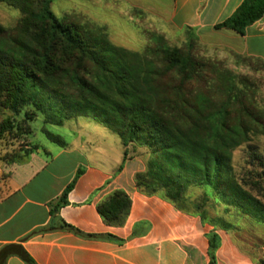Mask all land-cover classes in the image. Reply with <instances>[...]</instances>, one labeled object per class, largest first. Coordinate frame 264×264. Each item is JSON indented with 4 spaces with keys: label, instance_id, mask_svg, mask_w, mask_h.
Segmentation results:
<instances>
[{
    "label": "trees",
    "instance_id": "16d2710c",
    "mask_svg": "<svg viewBox=\"0 0 264 264\" xmlns=\"http://www.w3.org/2000/svg\"><path fill=\"white\" fill-rule=\"evenodd\" d=\"M0 1L21 13L14 27L0 23V139L15 127L22 129L19 115L26 123L23 133L32 139V123L38 118L45 126H63L80 116L94 118L121 138L124 163L130 147L145 149L140 153L145 170L134 177L141 193L158 196L213 227L207 234L210 264H216L221 246L218 229L240 231L238 217L264 224V201L246 187L233 164L238 147L264 134V107L247 81L189 50L198 37L194 28H186L188 49L172 47L163 35L152 34V44L140 52L114 44L88 25L61 22L52 9L56 0ZM263 16L264 0H244L215 28L243 35ZM43 132L65 145L60 135L46 127ZM31 142L12 162L33 150ZM82 173L79 169L52 203V216L69 204ZM131 205L127 191L117 189L97 209L107 225L119 227ZM59 227L90 237H114L84 234L62 219ZM11 247L36 264L22 247ZM6 251L0 257L10 254ZM259 264H264V256Z\"/></svg>",
    "mask_w": 264,
    "mask_h": 264
},
{
    "label": "crops",
    "instance_id": "0c3cea01",
    "mask_svg": "<svg viewBox=\"0 0 264 264\" xmlns=\"http://www.w3.org/2000/svg\"><path fill=\"white\" fill-rule=\"evenodd\" d=\"M243 1L78 0L70 11L87 18L91 4L98 12L129 17L136 27L142 19L153 17L160 21V30H156L160 34H167L162 26L174 34L191 27L207 44L264 60V16L248 26L243 35L215 28ZM59 127L69 137H62L65 145L47 138L56 145L53 148L33 138L32 151L15 162L0 164V252L7 248L10 253L0 257V264H29L11 246L22 247L36 264L211 263L207 234L213 227L136 188L135 174L146 167L142 148L133 151L130 147L124 163L126 148L121 138L94 118L80 116ZM79 169L83 173L68 196L69 204L52 216V203ZM117 189L127 191L132 200L128 218L119 227L107 225L97 209L98 203ZM59 219L84 234L114 237L68 231L59 227ZM217 231L221 246L216 251V264H259L254 251L239 249L233 234Z\"/></svg>",
    "mask_w": 264,
    "mask_h": 264
},
{
    "label": "rangeland",
    "instance_id": "374dc122",
    "mask_svg": "<svg viewBox=\"0 0 264 264\" xmlns=\"http://www.w3.org/2000/svg\"><path fill=\"white\" fill-rule=\"evenodd\" d=\"M77 3L78 0H56L52 5V9L61 22L88 25V28L96 31V33H106L114 44L131 50L144 51L148 45L152 44V34L163 35L172 47L188 49V32L174 34L169 32L168 27L162 26L161 29L167 34H160L156 31L157 29L160 30L161 27L159 19L147 17L145 20L142 19L139 27H136L129 22V17L126 18L115 13L98 12L92 8L91 4L89 5L91 12L88 17L80 18L77 17L76 12L70 11ZM92 10H94L93 14ZM90 15H94L95 19ZM20 17L21 13L18 9L0 1L1 24L8 28L14 27ZM105 23L108 26L102 27V24ZM146 24L147 29H145ZM189 50H192L200 58L217 62L223 70H228L238 80L244 79L247 81L256 91L258 104L264 107V64L246 55H241L242 58L240 59L232 51L207 44L199 35L193 41L192 48H189ZM18 117V123L22 126V129L15 127L0 139V164L14 161L20 150L28 149L27 147L32 145V137L23 133L27 130L23 115ZM0 118L3 119L4 116ZM32 126L35 130V137L33 138L51 145L53 148L56 145L47 139L43 127L54 134L60 135L65 140L69 138L65 135L63 127L45 126L41 118L34 121ZM141 152H145V149L142 148ZM233 164L246 187L264 201V134L257 133L252 136L249 142L238 147L233 153ZM195 193L198 195L200 191L196 190ZM236 220L239 221L242 229L240 231H230V233L236 237L239 249L252 250L261 260L264 256V224H258L254 220L245 217H238Z\"/></svg>",
    "mask_w": 264,
    "mask_h": 264
}]
</instances>
